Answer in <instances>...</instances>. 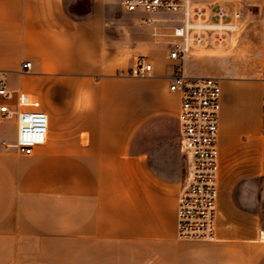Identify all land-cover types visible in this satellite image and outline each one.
Listing matches in <instances>:
<instances>
[{
    "label": "crops",
    "instance_id": "obj_1",
    "mask_svg": "<svg viewBox=\"0 0 264 264\" xmlns=\"http://www.w3.org/2000/svg\"><path fill=\"white\" fill-rule=\"evenodd\" d=\"M190 1L246 6L240 51L260 43L249 80L210 75L222 86L218 240L178 233L186 159L181 96L169 87L182 67L154 36L170 16L127 12L123 0H0V81L14 93L0 104L19 110L26 93L50 116L48 143L25 156L14 146L17 117L0 113V264H264V169H249L263 102L248 111L244 98L224 97L243 84L264 92V0ZM142 56L153 72L133 77ZM187 61V74L209 76Z\"/></svg>",
    "mask_w": 264,
    "mask_h": 264
},
{
    "label": "built area",
    "instance_id": "obj_2",
    "mask_svg": "<svg viewBox=\"0 0 264 264\" xmlns=\"http://www.w3.org/2000/svg\"><path fill=\"white\" fill-rule=\"evenodd\" d=\"M127 12L170 16V27H156L154 36L165 41L169 58L182 67L171 77L170 91L181 96L179 114L180 148L186 159V175L178 194L177 225L179 237L188 240H218V199L220 193V113L221 79L189 75L186 61L198 50L225 48L241 36L249 20L241 8L224 4L208 7L190 0H123ZM164 21V20H161ZM32 63L22 68L30 70ZM153 65L142 56L131 70L133 77L146 78ZM14 93L0 81V98L10 101ZM17 107L0 104L5 118L16 116V150L31 156L35 148L46 145L50 135V116L26 93L17 95ZM264 107V101H263Z\"/></svg>",
    "mask_w": 264,
    "mask_h": 264
},
{
    "label": "rangeland",
    "instance_id": "obj_3",
    "mask_svg": "<svg viewBox=\"0 0 264 264\" xmlns=\"http://www.w3.org/2000/svg\"><path fill=\"white\" fill-rule=\"evenodd\" d=\"M237 4H243L244 2H236ZM241 7L245 15L248 14V11ZM120 11H122L120 9ZM250 11V10H249ZM250 16L253 17V14L249 12ZM246 33L242 36H237L232 41V46L225 48H210L208 51L206 49L198 50L195 52V56L191 57L187 61V69L191 72H197L199 75H213L218 77H223L225 80L243 82L249 80L251 77L245 73L246 66L249 65L253 69H256L260 64V43L258 45H253L249 49L250 51L241 52V45L243 44L242 38H245ZM245 45V44H244ZM231 48V49H230ZM230 49L229 51H227ZM246 57L249 59L247 60ZM198 59V60H196ZM222 85L226 86L227 82H222ZM226 101L228 105L233 103V106H238L240 100L245 99L243 102H246L245 108L248 111H261L262 102L264 100V92L257 90L253 86L243 84L238 87L235 94L225 93ZM226 127L229 130L231 128V122L229 118L226 120ZM258 143L253 150L252 154L249 156L250 161L249 169L251 171H256L257 168L261 172L264 169V129L259 132ZM239 150L237 149L234 153L235 172H239L238 168L245 166L247 163L244 160V157H240ZM258 171V170H257ZM184 176V168H183Z\"/></svg>",
    "mask_w": 264,
    "mask_h": 264
}]
</instances>
